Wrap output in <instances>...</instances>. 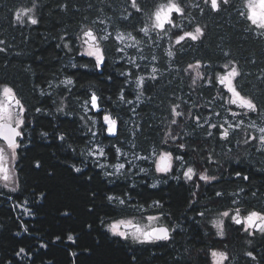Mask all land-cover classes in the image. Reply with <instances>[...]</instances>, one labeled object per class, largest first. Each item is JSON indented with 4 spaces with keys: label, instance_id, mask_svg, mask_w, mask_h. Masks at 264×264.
I'll list each match as a JSON object with an SVG mask.
<instances>
[{
    "label": "trees",
    "instance_id": "1",
    "mask_svg": "<svg viewBox=\"0 0 264 264\" xmlns=\"http://www.w3.org/2000/svg\"><path fill=\"white\" fill-rule=\"evenodd\" d=\"M197 2L200 0H185V7L190 12L189 19L193 24L206 26L202 41L170 45L167 37L159 40L152 33V38L157 39V45H153L152 39L144 38L141 34L146 50L158 57L159 79L146 81L142 101L129 105L119 101L121 89L126 100H135V77L147 76L150 72L143 68L138 71L127 63L126 58L115 51L118 42L114 40L105 45L107 66L103 72H99L91 58L78 55L76 49L69 52L63 47L66 41L61 39L75 36L85 25L106 29L113 36L117 31H131L135 22L122 19L127 8L125 0H0V39L6 41L0 47L7 48L6 52H0V81L14 85L28 101L31 120L28 129L31 142L20 150L21 187L16 192L0 187V264H7L8 261L11 264H32V261L35 264H48L49 261L51 264H185L189 260L192 264H201L197 253L203 249V238L197 212L201 210L199 196L202 186L212 185L206 192L209 195L205 202L207 208H223L226 200L216 199L214 189L220 187L225 192L227 187L244 183L245 180L223 178L221 182H202L197 203L191 206L189 201L195 190L191 184L186 180L156 174L151 171V163L142 162L149 165L148 174L120 176L115 178L114 183H108L93 160L81 154L92 135L87 129L89 125L86 127L85 121L80 119L82 102L88 99L92 91H96L102 97L111 98L105 99L103 106L112 110L121 122L118 137L106 133L97 136L108 150L109 163L117 162L113 159V146L121 147L126 152L134 143L135 152L148 155L153 149L165 147L163 141L168 139L166 147L169 150L184 155L177 146L180 143L189 145L185 159L194 164L197 170L204 163L208 173L217 176L215 162L223 154L219 147L229 145V142L216 140L219 135L208 128V120L210 118L213 123H221L223 120L216 117L213 110L226 116L228 105L219 99L218 86L212 87L203 81L193 86L185 69L195 60L211 64L214 69L225 62L236 61L244 73L239 87L253 96L264 109V36L251 32L247 22L238 14L242 0H232V5L225 10L206 16H201L196 8L191 7ZM33 3L39 23L15 24L14 11ZM145 3L150 4L151 0H145ZM169 47L173 49L174 57L167 56ZM226 52L230 55L225 56ZM129 71L133 76L126 77L124 74ZM65 77L75 80L70 90L63 85L49 87V84L57 82L59 85ZM41 91L45 95H41ZM175 104L181 105V111L189 110L193 117L200 116V123L183 117L178 125H172L170 109ZM61 105H64L65 111H57ZM34 107H41L45 111L35 113ZM132 107H135V112L130 110ZM251 116L252 119L257 118L255 114ZM245 121H248L247 117ZM98 128L96 126L92 130ZM169 130L173 135H179L180 139L172 141L167 136ZM208 131H213L214 135L209 137ZM43 132H47L48 136L41 135ZM59 134H65L67 142L60 141ZM201 138L206 140L202 142ZM72 148L77 151L73 152ZM209 154L212 163H208ZM252 157L253 170L248 173V183L255 193L252 207L264 210V163L261 157L255 154ZM81 160L86 161L88 166L78 174L71 165L75 163L80 166ZM222 160L227 161L224 155ZM37 161L41 164L40 168L35 167ZM87 176L93 179L88 181ZM157 179L161 181L160 185L151 188ZM132 184L136 185L134 189ZM127 191H131L139 203L150 204L153 200L164 202L163 210L171 214L170 222L180 225L171 241L138 245L119 241L106 232L100 219L115 216L120 209L108 204L104 196ZM41 192L45 199H39ZM93 192L96 193L94 199L91 197ZM25 199L35 215L24 214L18 207ZM64 212L68 215H64ZM21 223L28 227V233L23 232ZM89 224L92 228H88ZM209 230L208 247H217L214 231ZM67 233L78 235L76 245L66 240L64 243H52L56 235L66 236ZM41 240L48 243L47 249L37 250V242ZM20 247L32 249V260L15 256ZM253 249L258 259L252 264H264V259H261L264 257V239L256 236ZM72 251L77 252V257L70 255ZM245 252L246 247L238 241L237 264H249ZM133 256L135 260H132Z\"/></svg>",
    "mask_w": 264,
    "mask_h": 264
},
{
    "label": "snow or ice",
    "instance_id": "2",
    "mask_svg": "<svg viewBox=\"0 0 264 264\" xmlns=\"http://www.w3.org/2000/svg\"><path fill=\"white\" fill-rule=\"evenodd\" d=\"M127 8L125 15L122 17L126 21H134L132 30L117 31L115 36L112 32L106 29H96L89 25H85L79 30V33L73 37H61L65 40L63 47L69 52L73 49L77 50L78 55L91 58L95 69L103 72L107 66V50L105 45L114 40L118 42L115 48L126 58V62L135 67L138 71L141 65L137 60H134L131 55L126 52V49H136L139 53L140 60H148V57L143 55V49L139 48L142 43L141 34L144 38L152 39V44L157 45V39L163 40L167 37L170 45L174 42L175 45H181L183 42L192 41L200 42L205 37V28L199 23L193 24L189 19L190 12L185 7V0H151V3H145V0H125ZM203 5V6H202ZM232 5V0H200L194 3L191 7L196 8L201 16L210 15L212 13H220L226 7ZM65 7H67L65 5ZM131 9V10H129ZM238 14L247 22L248 28L257 36H264V0H242V8L238 9ZM14 22L17 25L24 26L26 24L37 25L39 20L36 16V5L33 3L28 7H20L14 11ZM101 24L104 21H100ZM140 26L137 27L136 25ZM187 25V26H186ZM135 33V34H134ZM152 33H155L157 39L152 38ZM6 41L0 39V45H5ZM6 47H0V52H6ZM168 57H174L175 53L171 47L166 52ZM229 56V53H224ZM155 55L151 56V60L155 61ZM72 67H76L75 64ZM87 67V65H84ZM159 69L155 65L151 66L150 74L138 75L135 77V88L137 94L135 100H126L124 90L121 89L119 101L129 105H136L140 98L144 95L146 81H157ZM191 84L197 85L198 81H203L212 87L218 86L217 95L219 99L226 103L228 107L225 109L227 115L215 112L213 114L223 120L222 123H213L211 119L208 120V128L214 129L215 133L219 135V139L231 142L236 139L237 143L241 140L243 144L250 145L253 142L258 143L264 147V124L258 125L255 119H252L251 114H256L259 118L264 114V109L258 105L253 96L248 95L239 87V80L243 77L244 73L240 70L236 61L231 60L225 62L218 69H214L211 64H205L202 60H195V62L188 64L185 69ZM124 75L133 76L131 71ZM111 80V77H108ZM128 83H132L128 81ZM63 87L70 90V86L75 85V80L71 77H65L59 85L55 87ZM49 87L53 85L49 84ZM41 95H45L41 91ZM48 95H51L48 93ZM105 99L110 97H102L96 91L89 94L88 99L84 100L81 104L85 116L80 119L84 120L86 124L90 125L89 131L93 137L106 133L109 136H117L120 130V120L115 116L112 110L106 109L103 106ZM223 107V104L221 105ZM181 105L175 104L170 109L172 125H178L179 119L189 117L194 119L197 124L200 123V116H191L189 110L181 111ZM35 113H43L45 110L41 107L33 108ZM135 112V107L130 109ZM57 111H63L62 107L57 108ZM30 108L28 101L23 98L14 85L7 81H0V187L9 189L11 192H16L20 189V168L19 160L21 158V149L30 143V134L28 129L31 124L29 119ZM87 113H92V116H87ZM245 117L248 118L246 123ZM99 126L98 130L93 131V128ZM251 130V131H249ZM258 133V135L253 134ZM43 136H48L47 132L41 133ZM207 135L212 137L213 131H208ZM167 136L172 141L180 139L179 135H173L169 130ZM58 139L62 142H67L65 134H59ZM169 140L165 139L163 144L165 147L157 150L153 149L148 155H137L134 151L136 145L133 143L130 149L131 159L128 158L129 153H125L121 147L113 146L114 153L113 159L117 162L109 163V153L105 147L97 144L94 147H89L86 152L81 153L84 156L92 158L95 166L102 170V175L108 183H114L115 178L120 176H127L130 173L134 175L148 174L149 169L144 167H137L135 161L151 162V171L161 174V176H172L173 179L180 180L183 178L186 181L193 182V188L189 201L190 206L197 203V195L201 187V183L205 184L216 181V175H210L207 168L203 165L200 170H197L194 164H190L185 156L188 154L187 149L189 145L180 143L177 147L184 153V155H177L173 150H169L166 146ZM69 148L71 145L69 144ZM72 151H77L72 148ZM196 151V149H192ZM105 161V162H100ZM211 154L208 156V163H212ZM84 160L80 161V166L75 163L71 165L75 173L81 174L87 167ZM36 168H40L39 161L35 164ZM111 169V170H109ZM180 169V175H175V170ZM240 172H236L237 177H241ZM248 180V176L242 177ZM92 176H87V180L91 181ZM161 181L157 179L151 188L155 189L160 185ZM131 187L134 189L135 184ZM243 191V190H242ZM217 197H223L224 193L217 191ZM255 195V193H253ZM94 199L96 193H91ZM44 193L39 194V199H45ZM104 199L108 204L113 205L120 209V212L115 216H108L107 219L101 218L100 224L104 227L107 233L112 237L118 238L119 241L131 242L138 245H155L160 242H168L173 239V233L176 232L179 224L173 225L170 223V213L165 212V204L162 200H153L150 204L147 202H136L132 192L127 191L122 194H106ZM38 202V201H34ZM232 203H237L232 201ZM29 201L25 199L18 205L23 210L24 214L29 216L35 215L33 209L28 206ZM147 205V206H146ZM91 211V209H90ZM209 211L205 206V211H198L197 215L204 218L206 212ZM68 215L67 212L63 213ZM226 220L236 226L237 230L242 231L247 237L255 238L260 236L264 239V210L247 209L239 206L229 208L217 213L215 219H211L208 223L215 229L214 235L219 238L221 247H211L200 250L197 256L201 258L202 264H232L233 256L227 249V232L225 227ZM21 228L24 233H28L27 226L21 223ZM88 228H92L89 224ZM78 235L67 233L66 236L56 235L52 243H64L65 240L71 245H76L78 242ZM39 249H47L48 243L42 240L38 241ZM249 245L252 244V239L247 240ZM70 255L75 258L77 252L72 251ZM244 255L250 258L251 261H257L255 249L248 250ZM15 256L18 258L27 257L32 260V249L20 247ZM264 259V257H261ZM135 260V257H132ZM7 264H11L8 261ZM32 264H35L32 261ZM51 264V261L48 262ZM185 264H192V261H186Z\"/></svg>",
    "mask_w": 264,
    "mask_h": 264
},
{
    "label": "flooded vegetation",
    "instance_id": "3",
    "mask_svg": "<svg viewBox=\"0 0 264 264\" xmlns=\"http://www.w3.org/2000/svg\"><path fill=\"white\" fill-rule=\"evenodd\" d=\"M236 139H240V137H237ZM236 139L232 140L229 142V145L225 146H220L219 149L223 151V154L221 155V158L216 160L215 162V167L217 170V176L218 179L216 182H221L222 179L224 178L227 180L228 178H231L233 180H238L239 178H242L243 176H248L249 177V172L253 170V165H254V160H253V155H257L258 157H261L262 162L264 163V149H259V144L256 142H253L250 145H245L243 144L242 140L240 143L236 142ZM206 138H201V141L204 142ZM216 140L223 141L219 139V137ZM226 142V141H223ZM231 144V145H230ZM223 155L225 156L226 162L222 160ZM244 158V159H243ZM191 164V163H190ZM204 167L205 164L201 163ZM236 172H240L242 175L241 177L236 176ZM175 175L179 176L180 169L175 170ZM172 178V176H169V178ZM173 179V178H172ZM180 180H184L181 178ZM249 180V179H248ZM248 180H245L244 183L240 182L235 184L234 186L227 187L225 192L220 189V187L215 188L214 192L216 193L217 191L223 192L224 196L223 197H217L214 194V197L217 198H222L226 200L224 207H213L209 208V211L204 218L199 217L200 219V225H201V230H202V248H211V246L208 247L209 242V236H210V230H213L215 232V229L212 228L211 224L208 223L209 220L215 219L217 216V213L229 208H235L237 206L241 208H247V209H253L252 204H253V187L249 185ZM190 186L193 187V182L186 181ZM202 183V182H200ZM189 186V187H190ZM212 185H205L202 186L201 188V194L199 196V202L200 204V211H205V206H206V201L208 198V194L206 193L207 190H210ZM216 186V185H214ZM188 187V186H186ZM200 190V189H199ZM243 190V191H242ZM232 201H236L237 203H232ZM173 225H176L177 222L171 221ZM225 227H226V232H227V249L230 251V254L233 256L232 264H237L238 261V256H237V245L238 241L246 247V251L252 250L253 249V239L247 237L242 231L237 230L236 226L231 225L227 220L225 222ZM174 235V234H172ZM214 239H216V242L218 244V248L221 247V244L219 242V238L216 236H213ZM252 239V244L249 245L247 243V240ZM256 254V253H255ZM257 255V254H256ZM258 256V255H257ZM247 261L249 264H252L253 261L250 260V258L247 257ZM202 264V261H201Z\"/></svg>",
    "mask_w": 264,
    "mask_h": 264
},
{
    "label": "rangeland",
    "instance_id": "4",
    "mask_svg": "<svg viewBox=\"0 0 264 264\" xmlns=\"http://www.w3.org/2000/svg\"><path fill=\"white\" fill-rule=\"evenodd\" d=\"M174 43V42H173ZM146 45H145V43H141L140 45H139V48H141V49H143V55L144 56H146V57H148V60H140L139 59V56H140V53L136 50V49H126V52L129 54V55H131L132 57H133V59L134 60H137L139 63H140V65H141V68H143V70H147L148 72H150L151 71V66H153V65H155L156 67H158V69H159V65H158V57H157V55H155V54H150L147 50H146V47H145ZM153 55H155L156 56V60L155 61H152L151 60V56H153ZM158 73H159V71H158ZM157 73V74H158ZM51 85H53V86H55V85H58V82L57 83H55V84H51ZM142 101V99L140 98V101H138V102H141ZM137 102V103H138ZM61 107L63 108V111H65V109H64V105H61ZM81 111H82V114H80V116H85L86 114H85V112L83 111V109L81 108ZM91 113H87V116H91L90 115ZM227 114V113H226ZM256 115V114H255ZM256 120V123L258 124V125H260V124H264V114H262L259 118H256L255 119ZM223 122V121H222ZM221 122V123H222ZM247 122V121H246ZM85 125H86V127L88 126V124H86L85 123ZM89 127H90V125H89ZM89 127L87 128L88 129V131H89ZM249 131H251V130H249ZM253 134H256V135H258V133H253ZM97 144H99V145H101L102 147H104L101 143H100V141L98 140V138H97V136L96 137H91V139L90 140H88V143H87V145L83 148V152H86L87 151V149L89 148V147H94L95 145H97ZM264 149V147H262V146H260L259 145V149ZM125 153H129V156H128V158L129 159H131V155H130V150L129 151H126ZM136 154L137 155H142V154H140V153H137L136 152ZM89 158V157H88ZM92 159V158H91ZM93 160V159H92ZM94 162V161H93ZM100 162H105V161H100ZM108 162V161H107ZM142 162H144V161H135L134 163L136 164V166L137 167H144V168H147V169H150V167H149V165H147L146 163H142ZM147 163H151L150 161L149 162H147ZM109 170H111V169H109ZM156 174H158V175H161V174H159V173H156ZM129 175H131V176H136V175H134V174H129Z\"/></svg>",
    "mask_w": 264,
    "mask_h": 264
}]
</instances>
